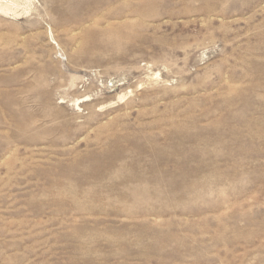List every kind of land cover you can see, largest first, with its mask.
Masks as SVG:
<instances>
[{
  "label": "rangeland",
  "instance_id": "374dc122",
  "mask_svg": "<svg viewBox=\"0 0 264 264\" xmlns=\"http://www.w3.org/2000/svg\"><path fill=\"white\" fill-rule=\"evenodd\" d=\"M0 14V264H264V0H32Z\"/></svg>",
  "mask_w": 264,
  "mask_h": 264
},
{
  "label": "bare ground",
  "instance_id": "6f19581e",
  "mask_svg": "<svg viewBox=\"0 0 264 264\" xmlns=\"http://www.w3.org/2000/svg\"><path fill=\"white\" fill-rule=\"evenodd\" d=\"M32 0H0V14H14L19 8L25 11L32 9Z\"/></svg>",
  "mask_w": 264,
  "mask_h": 264
}]
</instances>
